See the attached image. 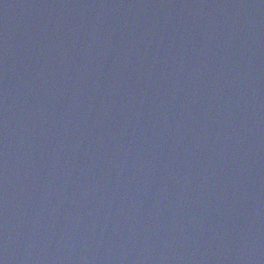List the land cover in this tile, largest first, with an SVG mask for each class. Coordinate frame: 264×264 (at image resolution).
I'll return each instance as SVG.
<instances>
[{"label":"water","instance_id":"water-1","mask_svg":"<svg viewBox=\"0 0 264 264\" xmlns=\"http://www.w3.org/2000/svg\"><path fill=\"white\" fill-rule=\"evenodd\" d=\"M0 264H264V0H0Z\"/></svg>","mask_w":264,"mask_h":264}]
</instances>
